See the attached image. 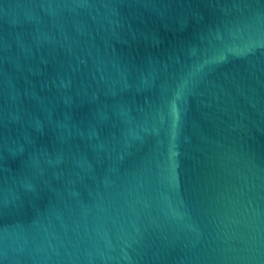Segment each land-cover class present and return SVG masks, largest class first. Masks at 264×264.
Instances as JSON below:
<instances>
[{
    "label": "water",
    "instance_id": "1",
    "mask_svg": "<svg viewBox=\"0 0 264 264\" xmlns=\"http://www.w3.org/2000/svg\"><path fill=\"white\" fill-rule=\"evenodd\" d=\"M0 264H264V0H0Z\"/></svg>",
    "mask_w": 264,
    "mask_h": 264
}]
</instances>
